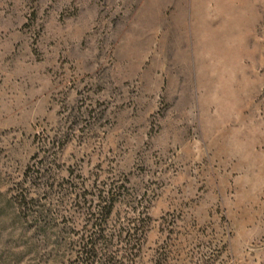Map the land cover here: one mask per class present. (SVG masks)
Listing matches in <instances>:
<instances>
[{
  "label": "rangeland",
  "instance_id": "374dc122",
  "mask_svg": "<svg viewBox=\"0 0 264 264\" xmlns=\"http://www.w3.org/2000/svg\"><path fill=\"white\" fill-rule=\"evenodd\" d=\"M80 188L124 264H264V0H0V264H70Z\"/></svg>",
  "mask_w": 264,
  "mask_h": 264
},
{
  "label": "trees",
  "instance_id": "16d2710c",
  "mask_svg": "<svg viewBox=\"0 0 264 264\" xmlns=\"http://www.w3.org/2000/svg\"><path fill=\"white\" fill-rule=\"evenodd\" d=\"M86 194L87 190L80 188L74 193V199L79 203L83 202L82 208L90 219V228L83 230L81 235L74 240L63 229H57L51 234L52 231L48 227H41L45 239L53 241L56 251L61 253L62 263L70 258L67 261L70 264H124L131 255L132 248L129 246L134 241V227L131 229L123 226L106 232V229H103L104 217L112 211L113 194L110 190L105 195L101 192L93 195L89 193L91 197L88 200L84 197ZM15 200L18 199L15 198ZM22 200L25 201V199ZM18 203L20 207V202ZM35 212L34 219L42 217L43 214L46 218L48 217L46 216L47 210L44 208ZM99 246H101L100 249H98ZM97 254H101L100 258Z\"/></svg>",
  "mask_w": 264,
  "mask_h": 264
}]
</instances>
